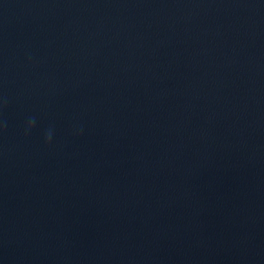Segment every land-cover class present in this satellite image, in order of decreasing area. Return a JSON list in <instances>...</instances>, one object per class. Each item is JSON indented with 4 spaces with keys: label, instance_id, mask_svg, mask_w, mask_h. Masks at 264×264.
Masks as SVG:
<instances>
[{
    "label": "water",
    "instance_id": "water-1",
    "mask_svg": "<svg viewBox=\"0 0 264 264\" xmlns=\"http://www.w3.org/2000/svg\"><path fill=\"white\" fill-rule=\"evenodd\" d=\"M0 264H264V0H0Z\"/></svg>",
    "mask_w": 264,
    "mask_h": 264
},
{
    "label": "clouds",
    "instance_id": "clouds-1",
    "mask_svg": "<svg viewBox=\"0 0 264 264\" xmlns=\"http://www.w3.org/2000/svg\"><path fill=\"white\" fill-rule=\"evenodd\" d=\"M31 127H32V123H29V125H28V130H30ZM50 138H51V137H50V135H49V137L46 138V143H47L48 140H50Z\"/></svg>",
    "mask_w": 264,
    "mask_h": 264
}]
</instances>
